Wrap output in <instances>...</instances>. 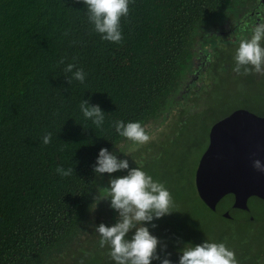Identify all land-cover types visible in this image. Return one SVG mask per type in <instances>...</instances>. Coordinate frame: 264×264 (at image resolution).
I'll use <instances>...</instances> for the list:
<instances>
[{"label": "trees", "instance_id": "1", "mask_svg": "<svg viewBox=\"0 0 264 264\" xmlns=\"http://www.w3.org/2000/svg\"><path fill=\"white\" fill-rule=\"evenodd\" d=\"M237 3L241 10L234 14ZM263 11L264 0H134L121 18L123 41L116 44L94 31L82 0H0V264H115L109 248H100L95 227L116 222L105 188L127 170L94 173L101 148L127 159L129 169L142 166L172 194L173 213L154 220L155 229L146 225L161 241L158 253L167 245L172 264H178L183 245L206 240L225 243L238 264H264V215L233 209L230 195L213 208L203 203L194 186L200 155L191 160L185 185L177 184L179 176L170 181L184 165L185 151L202 147L199 138L195 145L188 142L196 132L205 134L207 144L208 129L231 111L264 114V84L232 71L240 40L250 38ZM231 21L236 39L222 42L218 32ZM68 63L83 68V84L68 83ZM191 68L224 72V95L210 97V83L196 88L200 76L183 86ZM82 100L101 107L100 128L83 116ZM206 100L224 104V112H214ZM179 101L193 105L171 115ZM168 117H176L170 124L177 129L160 132L153 145L127 140L113 126L139 121L149 134L150 124ZM46 132L52 133L48 145ZM58 166L74 168L73 175L60 176ZM225 198L228 206L220 208ZM224 210L246 214L241 234L224 220L242 217H225Z\"/></svg>", "mask_w": 264, "mask_h": 264}, {"label": "clouds", "instance_id": "2", "mask_svg": "<svg viewBox=\"0 0 264 264\" xmlns=\"http://www.w3.org/2000/svg\"><path fill=\"white\" fill-rule=\"evenodd\" d=\"M82 2L87 6L89 22L101 39L111 43H121L123 41L121 18L129 15V4L134 3V0H82ZM246 27L247 25L241 31ZM251 31L250 38L240 40L233 57L232 71L237 75L253 73L264 75V16L257 17ZM60 63L63 64L64 60L61 59ZM64 72L72 73L71 79H67L69 84L73 79L81 84L86 80L87 74L75 63H68ZM79 107L85 119L91 120L97 128L104 124L105 114L98 104H90L88 100H82ZM113 126L119 136L136 144H146L151 139L139 121L125 123L123 120H117ZM51 140L52 133L46 132L43 136V144L48 145ZM252 167L257 172L264 173V163L259 159L252 161ZM123 170H127V175L111 178L109 186L105 188L110 197L107 199L110 200V207L118 214V218L111 226L101 223L95 227V232L100 237V248L106 246L109 248L107 255L115 264H152L154 260L159 261V264H172L167 245L161 247L158 253L161 241L152 235L150 228L146 226L150 225L155 229L157 225L153 223L154 220L173 213L171 209L175 206V202L172 194L164 183L155 180L142 166L129 169L127 159H118L117 155L107 148L100 149L93 166L94 173L111 175ZM56 172L62 177H69L73 175L74 168L65 169L58 166ZM227 195L231 196V194ZM251 198L257 197L251 196L247 200L245 210L249 209ZM96 199L93 204L95 207L98 204ZM133 232L134 234L129 238V233ZM178 254V264H238L235 252L223 242L206 240L195 246L188 243L179 249Z\"/></svg>", "mask_w": 264, "mask_h": 264}, {"label": "water", "instance_id": "3", "mask_svg": "<svg viewBox=\"0 0 264 264\" xmlns=\"http://www.w3.org/2000/svg\"><path fill=\"white\" fill-rule=\"evenodd\" d=\"M254 159L264 163V114L239 108L214 122L194 172L200 200L213 208L231 194V206L241 210L251 196L264 201V173L252 167Z\"/></svg>", "mask_w": 264, "mask_h": 264}, {"label": "rangeland", "instance_id": "4", "mask_svg": "<svg viewBox=\"0 0 264 264\" xmlns=\"http://www.w3.org/2000/svg\"><path fill=\"white\" fill-rule=\"evenodd\" d=\"M233 12L234 14H237V12H239L241 10V6L239 5V3H237L234 8H233ZM243 10V9H242ZM264 12V11H263ZM236 27L235 23L233 21L231 22H226L224 23V29L220 30L218 32V35H219V38L221 39L222 42H227V41H231L233 39H236L234 35L236 34H232L233 32V28ZM234 56H232L233 58ZM198 76H200V80L195 84V87L196 88H199L202 86V84H208L207 85V94L211 97L215 94H219V95H224V72L216 69V70H213L212 68L208 71V72H205V69L203 71V69H198L196 70V68H191L189 72H186L185 76L182 78L181 82L183 84V86H186L188 85V83H190V81L194 80L195 78H197ZM248 77L249 76H254V78H256L258 81H260L261 83L264 84V77L261 76L260 74H249L247 75ZM197 91V90H196ZM194 91V92H196ZM205 104L210 106L211 108H213L214 112H224V111H221V110H224V104H219V105H215V106H212L210 105V100H206L205 101ZM192 106L193 105V102L191 103V101H188L186 103L182 102V101H179L178 105L172 107L170 109V114L171 115H174V114H177L180 109H182L183 107L185 106ZM254 113V112H252ZM256 115H259L261 116L260 114L261 113H254ZM220 115L219 114H216V115H209L208 118H207V125H209L212 120L216 117H219ZM168 121L166 122H163L161 124H158L160 121L158 122H154L153 124H150V127L148 128L151 132L149 133L151 139H150V143L149 145H153L152 142H155V140H157L158 136H159V133L160 132H163L162 135H169L172 133L173 130H176V125H171L170 122L175 120L176 117H173L171 120H170V117H168ZM178 123V122H176ZM158 124L156 127L154 125ZM172 127V128H171ZM171 128V129H170ZM209 130V129H208ZM182 130H179V133H181ZM208 133V132H207ZM199 138L200 140H202V147L199 149V151L197 152V150L193 149V148H188L185 152L187 153V158L191 156V159H190V162L187 160V158H184V165L182 166V168L180 169V171H178V175H173L170 179L173 180V179H178V176L180 177L178 179V182L177 184L180 185V186H183L185 185L186 183V180L188 179L190 173H191V166H192V162L195 158H197L201 152L203 151V149L205 148V144H206V139H205V134L202 133V135L199 134V132H196L192 139H190L188 142L189 143H192L195 145V142H196V139ZM166 142H169V141H166ZM148 143H146L148 145ZM199 158V157H198ZM193 159V160H192ZM192 160V162H191ZM182 163V164H183ZM195 163H197V161L195 160ZM174 184V183H172ZM228 203H229V200L227 198H225L220 204H219V207L220 208H226L228 206ZM195 204V203H194ZM249 210H250V214L251 216H254L255 218H258V217H261L262 215H264V203L263 202H260L258 200H255V199H250L249 200ZM231 206V204H230ZM228 210H225L224 212H226ZM231 212V216L233 215H239L240 217H242L240 220H236L235 218H233V221H226L224 220V223H227V222H231L233 223L237 228V234H241L240 231L242 232V226L244 225V223H246L245 221V218H246V214H243L242 211H239V212H232V210L230 211ZM262 214V215H261ZM262 222L260 221L259 219H255V222ZM252 223H247L248 226H250ZM252 230H258V228L256 229H252ZM239 231V232H238ZM264 235H262L263 237ZM251 238V236H250Z\"/></svg>", "mask_w": 264, "mask_h": 264}, {"label": "flooded vegetation", "instance_id": "5", "mask_svg": "<svg viewBox=\"0 0 264 264\" xmlns=\"http://www.w3.org/2000/svg\"><path fill=\"white\" fill-rule=\"evenodd\" d=\"M250 198V197H249ZM248 198V199H249ZM231 201H232V197H231V200H230V204H231ZM236 210V209H235ZM239 210V209H238ZM225 211V210H224ZM226 212H228V216L227 217H230V214H229V211H226Z\"/></svg>", "mask_w": 264, "mask_h": 264}]
</instances>
